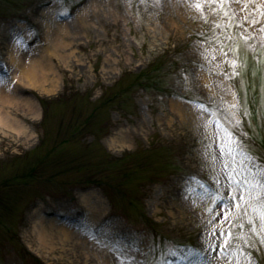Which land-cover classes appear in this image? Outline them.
Wrapping results in <instances>:
<instances>
[{
  "label": "rangeland",
  "instance_id": "1",
  "mask_svg": "<svg viewBox=\"0 0 264 264\" xmlns=\"http://www.w3.org/2000/svg\"><path fill=\"white\" fill-rule=\"evenodd\" d=\"M60 34L0 128V264H264V0H0V80Z\"/></svg>",
  "mask_w": 264,
  "mask_h": 264
},
{
  "label": "bare ground",
  "instance_id": "2",
  "mask_svg": "<svg viewBox=\"0 0 264 264\" xmlns=\"http://www.w3.org/2000/svg\"><path fill=\"white\" fill-rule=\"evenodd\" d=\"M50 46H52V49ZM66 47L67 45L63 42V34L56 36L47 48L40 49L38 53H42V55L39 57L34 56L36 55L34 54L28 55L25 58V55L22 54L23 50L21 46H15L10 55V65L16 60L18 61V67L15 65L13 68L12 78L10 80H0V128L2 130L10 131L25 138L33 135L27 126L11 115V111H8V109L20 106L31 115H39L37 106L31 100H23L17 96L18 86H20V83H23L40 91H54L57 88L58 80L51 65L48 63L47 55L49 53L59 54L58 52ZM58 238L61 242L65 243L72 241L74 237L70 231L63 228L59 230L52 228L49 232L43 228L39 232V239L43 244L54 245L56 240H59ZM85 241H81L80 246L86 251L90 244Z\"/></svg>",
  "mask_w": 264,
  "mask_h": 264
}]
</instances>
